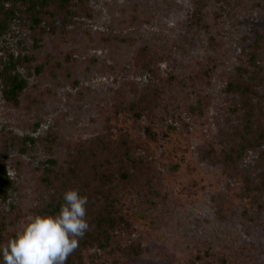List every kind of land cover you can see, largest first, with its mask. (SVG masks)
I'll return each mask as SVG.
<instances>
[{
	"label": "rangeland",
	"instance_id": "obj_1",
	"mask_svg": "<svg viewBox=\"0 0 264 264\" xmlns=\"http://www.w3.org/2000/svg\"><path fill=\"white\" fill-rule=\"evenodd\" d=\"M196 1L72 0L39 28L15 7L0 33V167L14 181L0 200L1 243L26 215L50 210L45 168L99 135H126L155 178L114 191V235L143 250L85 246L83 264H264V190L253 187L264 145L232 167L218 154L237 123L226 83L264 33V0H205L198 12ZM6 67L27 82L18 106L2 95ZM154 91L140 118L124 109Z\"/></svg>",
	"mask_w": 264,
	"mask_h": 264
},
{
	"label": "trees",
	"instance_id": "obj_2",
	"mask_svg": "<svg viewBox=\"0 0 264 264\" xmlns=\"http://www.w3.org/2000/svg\"><path fill=\"white\" fill-rule=\"evenodd\" d=\"M72 0H0V33L8 26V18L15 13V7L22 4L38 28L43 17L50 18L54 12L55 3L64 8ZM77 6L85 0H75ZM8 3L10 6H5ZM205 0H197V12L204 6ZM65 5V6H64ZM69 12V11H68ZM264 49V33L258 37L247 53L245 63L236 68V73L227 80L225 91L231 95L230 110L237 119L232 131L225 133L228 147L219 151V155L227 166H234L241 159L247 149L264 145V67L261 64V50ZM2 95L13 106H18L20 96L27 85L26 80L18 73H12L8 67L2 74ZM158 92L144 93L138 100L124 109L138 119L146 110L156 104ZM154 97V98H153ZM145 132L153 135L151 128ZM55 141V140H52ZM132 142L126 135L116 139H106L97 136L89 141L85 148L76 147L66 157V165L57 170L45 168L40 181L47 188H52L57 194H52L50 210L45 214H56L63 203V194L69 188H78L81 195L88 199L87 219L90 230L80 239L79 247L70 255L66 264H83L80 249L96 244L100 249L109 252L118 250L121 254L139 255L143 250L140 244L131 243L122 246L117 240L115 231L122 224L123 217L119 214V198L114 196L118 187L143 186L150 189L155 173L149 164L140 158L131 156ZM211 151L206 152L210 160ZM260 159L264 161V150L260 151ZM235 163V164H234ZM233 164V165H232ZM13 179L5 168L0 167V200L4 199L13 188ZM249 183V182H248ZM250 187V186H248ZM254 188L264 190V170L260 173V182ZM264 205V203H263ZM5 221L0 213V243L3 240L2 231ZM2 264V258H0Z\"/></svg>",
	"mask_w": 264,
	"mask_h": 264
},
{
	"label": "clouds",
	"instance_id": "obj_3",
	"mask_svg": "<svg viewBox=\"0 0 264 264\" xmlns=\"http://www.w3.org/2000/svg\"><path fill=\"white\" fill-rule=\"evenodd\" d=\"M87 203L78 188H69L58 213L26 215L14 235L0 243L2 264H66L90 230Z\"/></svg>",
	"mask_w": 264,
	"mask_h": 264
}]
</instances>
